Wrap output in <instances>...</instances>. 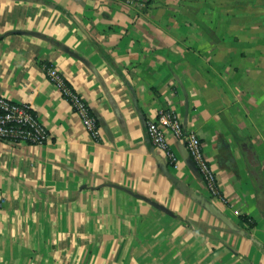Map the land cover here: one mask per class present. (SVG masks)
<instances>
[{"label": "crops", "instance_id": "crops-1", "mask_svg": "<svg viewBox=\"0 0 264 264\" xmlns=\"http://www.w3.org/2000/svg\"><path fill=\"white\" fill-rule=\"evenodd\" d=\"M131 1L0 0V96L50 137L0 141V264H264V0ZM161 109L202 142L219 197L183 143L167 135L173 166L148 141Z\"/></svg>", "mask_w": 264, "mask_h": 264}, {"label": "built area", "instance_id": "built-area-1", "mask_svg": "<svg viewBox=\"0 0 264 264\" xmlns=\"http://www.w3.org/2000/svg\"><path fill=\"white\" fill-rule=\"evenodd\" d=\"M109 1L132 3L131 0ZM45 74L47 80L57 89L73 113L79 118L92 140L97 141L99 126L88 104L79 93L67 84L56 68H45ZM167 135H171L172 138L183 143L209 194L213 197H219L216 177L207 164L202 142L196 135L184 131L182 123L175 112L161 109L158 111L156 119L146 124V136L150 144L161 150L170 164L176 166L177 162L169 148ZM49 140L50 137L46 128L39 121L31 106L13 103L0 96V141L43 146L48 144Z\"/></svg>", "mask_w": 264, "mask_h": 264}, {"label": "water", "instance_id": "water-1", "mask_svg": "<svg viewBox=\"0 0 264 264\" xmlns=\"http://www.w3.org/2000/svg\"><path fill=\"white\" fill-rule=\"evenodd\" d=\"M185 150H186V149H185ZM186 153H187V151H186ZM187 157H188V159L191 161V163H194V162L191 160V158L189 157L188 153H187ZM196 172H197L198 176H200V175H199V172L197 171V168H196ZM135 197H136L137 199H140V200L146 202L147 204H149V205H151L152 207L156 208L157 210L163 212L164 214H167V215L173 216V215L171 214V212H169V210H167V209L164 208L163 206H161V205H159V204H157V203H155V202H153V201H151V200H149V199H147V198H143V197H141V196H135Z\"/></svg>", "mask_w": 264, "mask_h": 264}, {"label": "rangeland", "instance_id": "rangeland-1", "mask_svg": "<svg viewBox=\"0 0 264 264\" xmlns=\"http://www.w3.org/2000/svg\"><path fill=\"white\" fill-rule=\"evenodd\" d=\"M250 2H251V0H249ZM263 1V0H262ZM234 4H236L235 2H233V6H234ZM253 5H251V7H257V6H255L256 4L255 3H252ZM248 5V4H247ZM231 7V6H230ZM243 7H245L244 5H243Z\"/></svg>", "mask_w": 264, "mask_h": 264}]
</instances>
